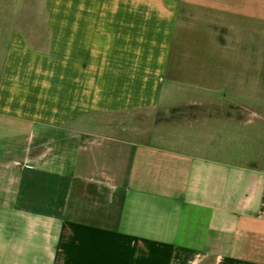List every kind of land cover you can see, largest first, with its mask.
<instances>
[{
    "label": "crops",
    "instance_id": "obj_1",
    "mask_svg": "<svg viewBox=\"0 0 264 264\" xmlns=\"http://www.w3.org/2000/svg\"><path fill=\"white\" fill-rule=\"evenodd\" d=\"M184 7L217 12L218 44L238 46L219 51L221 75L258 76L243 46L264 25V0H122L121 17L91 22L90 36L128 62L131 44L171 46ZM132 58L157 62L138 74L153 77L177 59ZM0 264H264V164L227 159L224 130L139 141L87 112L0 111Z\"/></svg>",
    "mask_w": 264,
    "mask_h": 264
},
{
    "label": "rangeland",
    "instance_id": "obj_2",
    "mask_svg": "<svg viewBox=\"0 0 264 264\" xmlns=\"http://www.w3.org/2000/svg\"><path fill=\"white\" fill-rule=\"evenodd\" d=\"M121 1L0 0V111L50 119L87 112L139 141L176 133L217 137L224 130L227 159L264 164V25L257 23L254 43L243 46L252 49L256 77L221 75L230 71L218 68L219 51L238 46L218 44L219 14L198 8H181L171 46L135 43L128 62L110 60L108 45L91 39L90 26L115 11L120 16ZM154 51L177 59L166 62L165 76L138 75L157 62L132 57ZM123 65L130 76L111 74ZM157 84L161 92L137 91Z\"/></svg>",
    "mask_w": 264,
    "mask_h": 264
}]
</instances>
